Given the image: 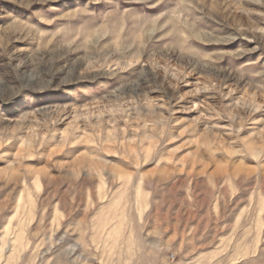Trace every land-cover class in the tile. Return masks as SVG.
I'll use <instances>...</instances> for the list:
<instances>
[{
    "label": "rangeland",
    "instance_id": "obj_1",
    "mask_svg": "<svg viewBox=\"0 0 264 264\" xmlns=\"http://www.w3.org/2000/svg\"><path fill=\"white\" fill-rule=\"evenodd\" d=\"M0 264H264V0H0Z\"/></svg>",
    "mask_w": 264,
    "mask_h": 264
}]
</instances>
